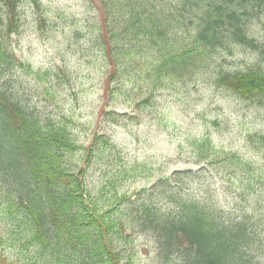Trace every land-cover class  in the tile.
Returning <instances> with one entry per match:
<instances>
[{"label": "trees", "instance_id": "1", "mask_svg": "<svg viewBox=\"0 0 264 264\" xmlns=\"http://www.w3.org/2000/svg\"><path fill=\"white\" fill-rule=\"evenodd\" d=\"M19 3L0 0V264H134L127 248L136 234L152 241L157 264H264V169H252L236 154L222 159L208 140H194L195 158L206 165L123 193L136 170L128 171L114 143L99 135L88 149L80 147L63 121L42 116L26 96L21 76L42 82L58 73L35 71L16 55L10 40L19 28ZM115 4L119 15L104 22L96 43L107 82H122L137 65L148 66L147 79L159 88L166 74L184 75L208 48L227 42L258 48L247 23L264 15V0H172L175 9L158 0ZM184 16L193 26L190 48L170 52L167 35L175 28L184 34ZM216 76L220 87L264 103L261 71ZM109 90L107 84V99ZM83 149L77 162L85 165H79L73 158ZM104 153L117 171L105 174L96 196L87 185L88 170ZM207 167L241 176L240 199L217 188ZM244 202L246 208H234Z\"/></svg>", "mask_w": 264, "mask_h": 264}, {"label": "rangeland", "instance_id": "2", "mask_svg": "<svg viewBox=\"0 0 264 264\" xmlns=\"http://www.w3.org/2000/svg\"><path fill=\"white\" fill-rule=\"evenodd\" d=\"M158 1L174 8L172 0ZM18 12L19 28L10 40L16 55L35 71L58 73L42 82L21 76L26 96L42 116L63 121L80 147L88 149L99 135L110 139L128 171L136 170L123 193L149 189L174 171L206 165L195 158L194 140H208L222 159L236 154L252 169H264V103L244 100L220 87L216 76L249 70L264 73V15L256 14L247 23L256 50L235 42L208 48L188 72L166 74L155 88L144 71L148 66L137 65L122 82L116 78L107 82L108 66L96 43L100 31H105L104 22L119 15L115 0H20ZM182 26L184 34L175 28L167 35L166 41L178 45L171 49L169 44L170 52L190 48L188 32L193 26L188 16ZM107 84L109 99L103 96ZM84 149L74 161H81ZM107 155L93 158L89 165L87 185L96 196L106 183L105 174L110 178L117 171ZM207 170L217 188L240 199L245 188L241 176L230 177L227 168ZM234 205L240 210L248 203ZM261 213L264 217V205ZM127 251L134 264H157L153 243L145 235L136 234Z\"/></svg>", "mask_w": 264, "mask_h": 264}]
</instances>
